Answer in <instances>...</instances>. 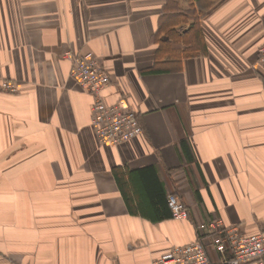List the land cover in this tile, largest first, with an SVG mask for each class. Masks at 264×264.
Here are the masks:
<instances>
[{"label": "crops", "instance_id": "obj_1", "mask_svg": "<svg viewBox=\"0 0 264 264\" xmlns=\"http://www.w3.org/2000/svg\"><path fill=\"white\" fill-rule=\"evenodd\" d=\"M263 44L264 0H0L18 87L0 91V264H150L194 241L219 264L201 224L264 231ZM86 53L142 128L121 145L97 142L69 77ZM148 169L186 220L146 201Z\"/></svg>", "mask_w": 264, "mask_h": 264}, {"label": "built area", "instance_id": "obj_2", "mask_svg": "<svg viewBox=\"0 0 264 264\" xmlns=\"http://www.w3.org/2000/svg\"><path fill=\"white\" fill-rule=\"evenodd\" d=\"M257 63L264 71V44L258 48ZM69 77L92 96L91 126L96 140L101 145L118 146L142 133V128L124 98L113 104H106L102 92L110 83V78L93 53L74 56L71 61ZM0 91L15 93L16 83L0 80ZM166 202L171 218L176 221L186 220L188 212L185 205L174 194H168ZM210 241L219 257V264H262L264 261V231L256 234H241L236 227L225 226L216 219L199 226ZM150 264H212L208 260L203 246L194 241L187 245L173 248Z\"/></svg>", "mask_w": 264, "mask_h": 264}, {"label": "trees", "instance_id": "obj_3", "mask_svg": "<svg viewBox=\"0 0 264 264\" xmlns=\"http://www.w3.org/2000/svg\"><path fill=\"white\" fill-rule=\"evenodd\" d=\"M193 27H191L192 29ZM195 44V42H194ZM196 45V44H195ZM172 57H174V52L171 54ZM135 174V173H134ZM133 175V174H132ZM138 178L140 179L141 183L144 184V191L146 194V201L152 200L153 196H155L156 201H158V203H160L163 206V209L165 210V213L169 214V208L166 202V198L164 197V194L162 193V190L160 188L159 185H157L154 182H152V177L154 176V173L152 171V169H148V170H144V171H140L137 172ZM134 184V182H133ZM146 189V190H145ZM155 189V192H151L150 190ZM151 195H149L148 193Z\"/></svg>", "mask_w": 264, "mask_h": 264}]
</instances>
